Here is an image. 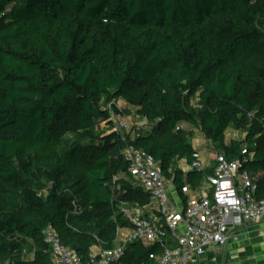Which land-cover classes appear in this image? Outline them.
<instances>
[{
  "label": "trees",
  "instance_id": "obj_1",
  "mask_svg": "<svg viewBox=\"0 0 264 264\" xmlns=\"http://www.w3.org/2000/svg\"><path fill=\"white\" fill-rule=\"evenodd\" d=\"M118 101L185 205L214 172L181 168L199 161L194 130L264 201V0H0V264H52L49 226L89 264L128 228L123 204H151L113 131ZM153 252L130 244L122 264Z\"/></svg>",
  "mask_w": 264,
  "mask_h": 264
},
{
  "label": "built area",
  "instance_id": "obj_2",
  "mask_svg": "<svg viewBox=\"0 0 264 264\" xmlns=\"http://www.w3.org/2000/svg\"><path fill=\"white\" fill-rule=\"evenodd\" d=\"M111 120L113 131L125 143L124 155L136 184L150 193L152 200L145 208L130 203L122 205L128 232L118 230L115 248L93 247L89 264H122L127 246L138 242L145 247L159 248V253L149 254L154 264H200L209 249L228 243L231 228L246 223L264 224V201L256 199L255 181L241 170V163L230 161L225 154L219 153L214 155V167L202 160L187 165L185 173L207 172L212 168L214 172L205 177L203 186L182 208L171 199L169 182L159 164L128 142L126 134L131 126L116 120L113 114ZM202 138L207 143L203 135ZM43 236L52 264H84L73 249L61 242L53 227L46 228Z\"/></svg>",
  "mask_w": 264,
  "mask_h": 264
},
{
  "label": "crops",
  "instance_id": "obj_3",
  "mask_svg": "<svg viewBox=\"0 0 264 264\" xmlns=\"http://www.w3.org/2000/svg\"><path fill=\"white\" fill-rule=\"evenodd\" d=\"M137 119L140 120L138 126L143 128L147 125L146 121L138 117ZM192 139L202 141V134L198 130H194ZM194 147L199 151V160L208 161V152L198 149L195 145ZM180 165L183 170L187 166L185 161H182ZM169 187L173 202L179 207L185 208L187 205L184 204L171 182H169ZM195 193L196 191L193 192L189 189L187 200ZM147 214L152 216L148 211ZM124 232H128L127 228L124 229ZM200 264H264V224L246 223L242 227L231 228L228 243L225 246L209 249Z\"/></svg>",
  "mask_w": 264,
  "mask_h": 264
},
{
  "label": "rangeland",
  "instance_id": "obj_4",
  "mask_svg": "<svg viewBox=\"0 0 264 264\" xmlns=\"http://www.w3.org/2000/svg\"><path fill=\"white\" fill-rule=\"evenodd\" d=\"M12 8H13V5L9 6L8 10H11ZM117 107L120 110V112L114 114V117L116 120L125 121L127 124H129L131 126V128L140 127V126H138L140 123V120L137 119V116L135 115L134 110L127 108L123 101H118ZM103 127L104 128L106 127L105 124L103 125ZM244 137H245V135L243 133L238 132L234 129H230L227 132V141H230L231 139H243ZM191 142H193V144L198 149L205 151V152H208V154H209L208 163L211 167H214L215 166L214 148L210 144L206 143L203 139H202V141L197 140V139H196V141H194L192 139ZM127 230H129V229H127Z\"/></svg>",
  "mask_w": 264,
  "mask_h": 264
}]
</instances>
